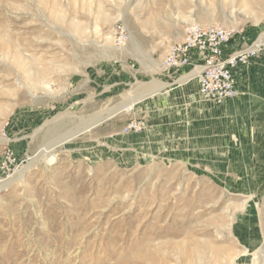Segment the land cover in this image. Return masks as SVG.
Instances as JSON below:
<instances>
[{
	"label": "rangeland",
	"instance_id": "374dc122",
	"mask_svg": "<svg viewBox=\"0 0 264 264\" xmlns=\"http://www.w3.org/2000/svg\"><path fill=\"white\" fill-rule=\"evenodd\" d=\"M192 23L259 37L264 0H0V184L30 167L0 189V264H264V159L228 157L224 118L139 103L37 155L157 89Z\"/></svg>",
	"mask_w": 264,
	"mask_h": 264
},
{
	"label": "crops",
	"instance_id": "0c3cea01",
	"mask_svg": "<svg viewBox=\"0 0 264 264\" xmlns=\"http://www.w3.org/2000/svg\"><path fill=\"white\" fill-rule=\"evenodd\" d=\"M240 32L242 37L247 40V44L257 38V33L252 30ZM243 44V46L247 45ZM161 78L163 79L158 80L160 81L158 92H155L154 80L149 83V86L152 87L151 91L144 94L148 95L141 101L142 103L138 102L140 104L136 105V108H142L147 113L153 104L159 103L160 116L156 118L157 114L153 115L155 117L149 115L146 116L147 119L154 123L158 117H164L165 108L169 107L165 103H168L169 100L181 102V105L176 106L187 108L188 120L193 123L191 126L193 134L194 132L195 135L198 133L196 127L200 126L202 116L208 120L209 126L217 125L218 119L224 118L229 121L231 128L229 129L236 134L239 141V144H232V149L239 150V153L233 152L232 154L231 152L228 157L253 155L264 159V53L239 72V95L220 106L211 105L209 101L207 103L200 96L197 79L190 67L182 70L162 71ZM227 124L226 122L222 125L224 127ZM196 137L184 136L182 139L183 141H187V138L195 142L201 141L198 136ZM209 139L211 142H216L214 138ZM204 141L208 142V137L204 138ZM252 141L254 145H250ZM250 150L254 152H245Z\"/></svg>",
	"mask_w": 264,
	"mask_h": 264
},
{
	"label": "built area",
	"instance_id": "2783aa9c",
	"mask_svg": "<svg viewBox=\"0 0 264 264\" xmlns=\"http://www.w3.org/2000/svg\"><path fill=\"white\" fill-rule=\"evenodd\" d=\"M123 31V30H122ZM242 33L221 25L189 24L184 38L173 43L162 62L164 71L188 67L194 73L200 96L222 105L239 95V72L264 53V42L251 43Z\"/></svg>",
	"mask_w": 264,
	"mask_h": 264
},
{
	"label": "bare ground",
	"instance_id": "6f19581e",
	"mask_svg": "<svg viewBox=\"0 0 264 264\" xmlns=\"http://www.w3.org/2000/svg\"><path fill=\"white\" fill-rule=\"evenodd\" d=\"M192 24H195V23H192ZM259 39L264 42V32H263L262 35L259 36ZM197 72H200V68H198L196 71H194V73H197ZM159 88H160V81H157V89L155 90V92L156 91L158 92ZM147 95H145V96H143V97H141L139 99H136V100H134V101H132L130 103H126V104H123V105L118 106L116 108H113L112 110L104 111V112H101V113L98 112L96 115H94L93 120L88 125L86 124L87 126H85L84 128L78 130L75 133L70 134L69 136L65 137L59 143H57V144H55L53 146H44V147H42L37 155L43 156L42 158L45 161L48 158H50V159L53 158V156H56L55 155L56 154L55 153V149L57 147L72 141L74 138H76L78 136H81L82 134H84L86 132L91 131L96 126L101 125L102 123H104V122L116 117L117 115H119V114H121V113H123L125 111L133 110L136 107V105L138 104V102H141ZM153 95H155V94H153ZM29 168L30 167L27 166L24 170L20 171V174L17 175L15 179H8L7 178L6 180H2L1 182H3V183L0 184V189H2L3 187L8 186L14 180H18V179L22 178L23 175L26 173V171ZM262 258H264V252L262 253ZM263 263H264V261H263Z\"/></svg>",
	"mask_w": 264,
	"mask_h": 264
}]
</instances>
